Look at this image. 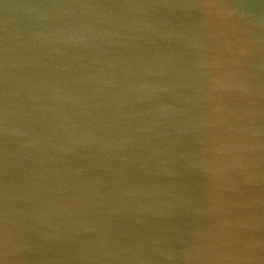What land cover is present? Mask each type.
<instances>
[{
	"label": "water",
	"instance_id": "1",
	"mask_svg": "<svg viewBox=\"0 0 264 264\" xmlns=\"http://www.w3.org/2000/svg\"><path fill=\"white\" fill-rule=\"evenodd\" d=\"M0 264H264V0H0Z\"/></svg>",
	"mask_w": 264,
	"mask_h": 264
}]
</instances>
